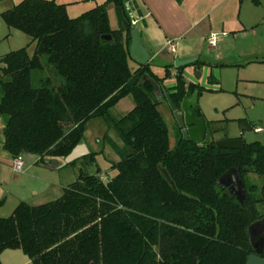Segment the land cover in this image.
<instances>
[{"label": "trees", "instance_id": "trees-1", "mask_svg": "<svg viewBox=\"0 0 264 264\" xmlns=\"http://www.w3.org/2000/svg\"><path fill=\"white\" fill-rule=\"evenodd\" d=\"M127 1L105 0L75 17L57 0H20L0 11L8 27L29 37L26 46L0 57L3 149L12 157L38 155L41 162L63 158L83 142L95 118L122 143L111 142L119 156L112 177L101 178L98 168L80 169L55 199L20 201L0 216V255L19 249L31 264H245L252 252L247 227L264 216V181L259 189L252 177L264 180V143L218 148L205 145L213 140L183 139L178 127L170 146L152 83L141 78H152L177 106L186 94L196 90L199 96L205 88L185 81L186 65L177 68L169 89L163 86L169 65L162 77L149 63L130 66ZM109 3L121 9L127 26L120 19L118 29H111ZM126 96L133 107L113 116L111 109ZM194 116L202 117L199 107ZM95 156L89 150L67 164H91ZM232 167L242 180V203L217 183Z\"/></svg>", "mask_w": 264, "mask_h": 264}, {"label": "rangeland", "instance_id": "rangeland-1", "mask_svg": "<svg viewBox=\"0 0 264 264\" xmlns=\"http://www.w3.org/2000/svg\"><path fill=\"white\" fill-rule=\"evenodd\" d=\"M19 1H0V11L10 8ZM57 1H74L72 4H66V11L68 16L75 17L105 0ZM250 1L247 0L242 5L239 18H244L252 24L247 25L246 28L240 31H235V33L225 31L229 35L224 39H219L215 47L209 45L206 40L199 48L200 53L197 55L199 62L196 69H190L192 71L189 74L186 70L187 67L183 68L187 75L189 74L191 78L197 81L198 85L205 88L196 98V105L202 112L201 119L203 120L197 123L198 125L204 123L206 127L204 141H214L224 136L235 138L242 134L241 136L246 142L259 140L264 143V134H257L252 129L254 125L264 123V20L257 21L253 25L256 19L251 14L252 10L256 9L254 5L259 4V0L256 2ZM106 10L111 29L118 28L120 25L118 10L112 3L107 4ZM234 34L238 35L236 40L233 37ZM28 42L29 37L24 32L8 27L0 16V57L12 50L26 46ZM33 47V44L27 47L28 53L31 54ZM43 59L44 57H42ZM129 64L134 67L132 59H129ZM187 66L189 67V65ZM183 70L182 76L184 74ZM43 73L52 76L54 80L53 73L48 68H44ZM209 75L211 79L208 77ZM173 83H175V76L168 77L167 87L165 88L169 89V86ZM33 84L35 85V83ZM189 99L192 100L191 97ZM132 103L130 96L121 99L111 109V114L115 117L125 114L132 107ZM157 109L168 129L170 146H173L178 136V124L167 101L159 102ZM194 117L199 119L196 116ZM206 122L210 123L209 127L206 126ZM243 127H246V129H243ZM83 141L89 145L91 151L96 152L95 161L88 164L85 159H81L63 169H60L63 166H59V172H55L51 176L57 185L48 187L38 199H26V202L38 204L55 199L61 194L58 184L61 183L66 186V184L75 180L80 169L94 171L98 168L106 178H110L115 174L116 171L111 168V164L118 161L119 156L113 149L111 142L119 146L122 145L115 130L102 119H91L87 123ZM22 158L24 168L31 158L28 154H24ZM33 158L38 159L39 156L34 155ZM39 163L50 164L53 162L44 158ZM252 177L258 183L257 186L260 189L264 180L256 176ZM259 196L263 198V203L259 208L260 212L264 214V191ZM12 208L7 211L0 210V216H8L11 214ZM0 260L2 264H31L29 258L19 249L4 250L0 255Z\"/></svg>", "mask_w": 264, "mask_h": 264}, {"label": "crops", "instance_id": "crops-1", "mask_svg": "<svg viewBox=\"0 0 264 264\" xmlns=\"http://www.w3.org/2000/svg\"><path fill=\"white\" fill-rule=\"evenodd\" d=\"M128 1H131L132 5L139 12V19L142 21V29L139 31L140 39L143 46L151 55L147 63L150 64L151 71L159 77L164 75V65H169L168 71L170 76H175L177 67H175L174 63L177 58L181 60H199L197 57L200 53L199 48L206 42V37L210 33L223 31L235 33V31H240L246 28L247 25L252 24L244 18H239L241 7L247 0ZM62 3L72 4L74 1H63ZM254 7L256 9L252 10L251 16L254 15L256 20L253 22V25L257 21L264 20V0H259V4L254 5ZM130 21L132 20L130 19ZM254 32L256 33V31ZM228 35L221 37L220 40L226 38ZM233 37L236 40L238 35L234 34ZM168 39L174 40L173 52L166 49ZM32 44L34 46V43ZM130 59H132L131 56ZM132 62L134 64L132 68H137L139 64L133 59ZM186 67L189 74L190 71L196 69L194 65H189V67L186 65ZM189 74L187 75L184 72L183 77L185 81L197 84V81L191 78ZM167 80L168 78L163 81L164 87H167ZM174 84L169 87H172ZM243 129H246V127H243ZM241 135L236 137H242ZM2 142L3 120L0 117V200H3L0 210L2 211H7L11 207H13V210L20 201L38 199L48 187H55L57 185L51 176L53 173L59 172V166H63L60 168L63 169L68 165L63 164L62 157H45L46 160L53 162L45 164L39 163V158H33V154H28L31 159H29L22 172L16 173L12 169L13 157L3 149ZM82 143L90 150L89 145L85 141ZM64 185L59 183L58 189L62 190Z\"/></svg>", "mask_w": 264, "mask_h": 264}, {"label": "water", "instance_id": "water-1", "mask_svg": "<svg viewBox=\"0 0 264 264\" xmlns=\"http://www.w3.org/2000/svg\"><path fill=\"white\" fill-rule=\"evenodd\" d=\"M127 12L129 14V18L135 23L130 21V36L131 42L129 45V53L133 60H135L139 65L146 64L150 58V53L143 46L139 31L142 29V21L139 19V12L132 5L131 1L126 2ZM118 13L123 24L127 26L128 22L123 17L121 13V9L118 8ZM105 38H110V36H106ZM195 59H175V67H179L182 65H187L189 63L194 62ZM145 80H149L152 83L153 91L152 94L156 97V101L162 102L166 99L172 114L178 124V127L181 130V134L183 139L185 140H193L199 144L204 142V135L206 132V127L204 123L198 125V121H203L201 118L195 119L194 113L197 108L196 98L198 96L197 91H193L192 93L186 94L179 105H175L169 98L168 93L163 92L160 88V85L156 83L152 78L148 75H145L141 78L140 83ZM191 97L192 100L189 99ZM244 139L242 137L235 138H227L226 136L214 140L211 144L205 145H214L218 148H229V149H238L243 145ZM89 152L88 148L85 144L80 143L76 145L68 155L63 157V164H67L82 155H86ZM167 176V174H166ZM168 178V176H167ZM169 179V178H168ZM217 183L220 184L222 188H228L229 192L235 195L236 199L239 202H243L245 199V193L243 190L242 180L239 176L238 169L235 167L229 168L224 171L219 178L217 179ZM247 233L249 235V243L252 248V252L247 256L245 264H264V257L261 254L264 251V217L252 222L247 227Z\"/></svg>", "mask_w": 264, "mask_h": 264}, {"label": "built area", "instance_id": "built-area-1", "mask_svg": "<svg viewBox=\"0 0 264 264\" xmlns=\"http://www.w3.org/2000/svg\"><path fill=\"white\" fill-rule=\"evenodd\" d=\"M132 23H135V21H132ZM227 33L225 31L223 32H212L210 33L207 37L206 40L209 43V45H211L212 47H214L217 43V41L221 38L226 36ZM166 49L170 52L174 51V40L173 39H168L166 42ZM253 131L257 134H264V123L263 124H259V125H254L253 126ZM23 166H24V161L22 158V155H17L15 157H13L12 159V169L14 172L19 173L23 171ZM99 176L102 178L103 175L99 174Z\"/></svg>", "mask_w": 264, "mask_h": 264}, {"label": "flooded vegetation", "instance_id": "flooded-vegetation-1", "mask_svg": "<svg viewBox=\"0 0 264 264\" xmlns=\"http://www.w3.org/2000/svg\"><path fill=\"white\" fill-rule=\"evenodd\" d=\"M163 92H166V91H163ZM166 93H167V92H166ZM263 217H264V216H263ZM263 253H264V251H263ZM263 253H262V254H263ZM262 254H261V256H262Z\"/></svg>", "mask_w": 264, "mask_h": 264}]
</instances>
